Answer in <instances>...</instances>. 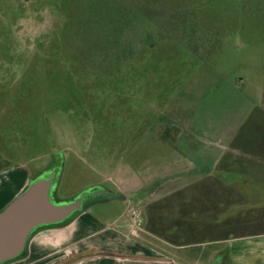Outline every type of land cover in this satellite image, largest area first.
Wrapping results in <instances>:
<instances>
[{
    "label": "rangeland",
    "instance_id": "obj_1",
    "mask_svg": "<svg viewBox=\"0 0 264 264\" xmlns=\"http://www.w3.org/2000/svg\"><path fill=\"white\" fill-rule=\"evenodd\" d=\"M263 97L264 0H0V187L19 170L54 180L65 160L57 203L89 195L91 216L121 220ZM152 161L138 204L86 187L124 195L114 169Z\"/></svg>",
    "mask_w": 264,
    "mask_h": 264
},
{
    "label": "crops",
    "instance_id": "obj_2",
    "mask_svg": "<svg viewBox=\"0 0 264 264\" xmlns=\"http://www.w3.org/2000/svg\"><path fill=\"white\" fill-rule=\"evenodd\" d=\"M235 122L238 128L222 141L216 156L192 162L184 177L173 179L172 188L160 192L162 197L151 194L141 205L142 228L136 236L130 233L128 213L106 224L87 212L99 199L81 194V207L83 201L88 205L80 214L64 226L37 229L26 255L8 264H264V97L262 105H249ZM244 129L252 133L251 139L243 138ZM179 157L172 159L178 163ZM156 163L161 164L152 161L132 168L122 163L115 168L119 178L114 180L127 187L124 195L104 186L114 183L111 178L99 177L86 187L138 204L148 196L145 171ZM65 167L64 160L53 188L59 198ZM31 181L16 171L8 187H0V212ZM76 200L79 195L71 202Z\"/></svg>",
    "mask_w": 264,
    "mask_h": 264
},
{
    "label": "water",
    "instance_id": "obj_3",
    "mask_svg": "<svg viewBox=\"0 0 264 264\" xmlns=\"http://www.w3.org/2000/svg\"><path fill=\"white\" fill-rule=\"evenodd\" d=\"M52 185V176L34 182L0 212V264L21 255L34 230L60 223L80 210V200L67 205L52 201Z\"/></svg>",
    "mask_w": 264,
    "mask_h": 264
},
{
    "label": "trees",
    "instance_id": "obj_4",
    "mask_svg": "<svg viewBox=\"0 0 264 264\" xmlns=\"http://www.w3.org/2000/svg\"><path fill=\"white\" fill-rule=\"evenodd\" d=\"M126 163H127V162H126ZM129 165H130V164H129ZM62 166H63V162L60 163V168H59V170H58V176L56 175V177H55L54 180H53L52 190H51V193H50V198H51V200L54 201V202H55V201H56V202L59 201V197H58V196L56 195V193L53 191V188L56 189L57 186H58L59 179H60V175H61V172H62ZM130 166H131V165H130ZM131 167H132V166H131ZM36 181H38V180H34V181L32 182V184H33L34 182H36ZM87 205H88V204H87ZM87 205H83V206L80 208V210L73 212L68 218H66L64 221H62V222H60V223L53 224V225L42 226V227L64 226V225L68 224L71 220H73L78 214H80V213L86 208ZM42 227H39V228H42ZM39 228H38V229H39ZM35 231H37V229L34 230V231L32 232L31 236L35 233ZM31 236H30V237H31ZM25 255H26V249L21 253V255H19L17 258H15V259H13V260H11V261H14V260H17V259L23 258ZM11 261H8V262H6V263H4V264H8V263L11 262Z\"/></svg>",
    "mask_w": 264,
    "mask_h": 264
},
{
    "label": "built area",
    "instance_id": "obj_5",
    "mask_svg": "<svg viewBox=\"0 0 264 264\" xmlns=\"http://www.w3.org/2000/svg\"><path fill=\"white\" fill-rule=\"evenodd\" d=\"M130 218V233L136 236L137 232L142 228V217L141 213L137 208H131L128 212Z\"/></svg>",
    "mask_w": 264,
    "mask_h": 264
}]
</instances>
